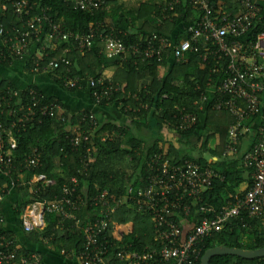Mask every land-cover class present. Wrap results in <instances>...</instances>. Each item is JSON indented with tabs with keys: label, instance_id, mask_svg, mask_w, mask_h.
Instances as JSON below:
<instances>
[{
	"label": "trees",
	"instance_id": "trees-1",
	"mask_svg": "<svg viewBox=\"0 0 264 264\" xmlns=\"http://www.w3.org/2000/svg\"><path fill=\"white\" fill-rule=\"evenodd\" d=\"M33 1L41 7H48L54 20L61 22L67 30L87 33L92 27L96 37L91 51L83 54L77 50L71 51L67 55L68 65L61 66L57 72L50 74V79L63 88L66 76L72 79L82 76L86 80L92 77L112 81L119 91L114 92L110 100L97 101L94 96L95 93L101 94L106 86L88 87L91 100L95 105L111 106L117 110L125 123L103 124L98 118L99 127L95 130L92 141L88 144L82 142L77 147L72 145V127L78 123L79 116L96 114L94 111H83L71 116L64 110L63 116L66 117L67 122H63V116L59 115L37 117L26 126L16 128L14 136L18 140V148L13 153V170L8 178L0 175V187L7 191L12 188L16 194H24L28 197L14 209L19 228L21 217L28 205L34 202H54L61 199L64 196L63 188L65 187L74 188L69 198L81 207L78 216L83 218L84 213L88 211L92 214V208L87 207L91 199L103 191L108 190L113 194L124 196L129 184H132L134 188L144 186L147 162L154 154H165V158L178 164L188 159L201 167L213 165L224 176L223 181H214L199 201L191 203L192 210L189 215L178 213L175 216L182 228V240H185L202 221L204 216L201 213V207L221 211L223 207L247 194L253 180L246 183L244 171L251 173L252 170L244 167L242 163L244 155L237 153L235 158L210 164L204 157V153H209L222 158L228 144V131L233 123V118L227 112H217L206 107L202 119L200 118L192 129L172 132L180 122L179 117L175 118V116H179L181 109L185 107L193 108L194 101L200 94L205 93L209 81L216 80L218 77V74L213 73L216 67L214 56L207 55V59L204 60L205 52L199 50L187 54L183 62L176 63L171 58V51L165 53L163 62H158L157 57L142 62L140 58L132 54L124 60L119 58L110 60L103 53V37L106 39L108 36L121 40L127 47L137 46L153 34L173 37L176 44H179L185 39L184 34L177 35L175 32L180 25L179 15L183 12H187V15L194 14L188 6L190 0H183L173 10L169 6L170 0H160L156 4H142L136 10L125 8V5L120 4V0H107V7L100 10L93 9L92 12L74 10L72 5L64 0ZM239 1L212 0V3L216 10L224 9L236 13ZM261 7L262 13L257 20L251 40H256L259 34L264 33L263 4ZM150 17L156 19L155 21L152 19L155 23L150 24ZM1 19L4 28L11 30L15 19L13 12L9 10ZM157 20L162 22L158 23ZM141 21H144V27L140 26ZM67 47L68 44L58 43L56 52L48 51L50 55L47 59L61 58ZM37 55L31 56L28 61H20L18 58L9 57V53L0 45V93L7 99L10 98L8 94L17 93L12 99L23 103L24 108L31 103L29 96L31 90L40 95L42 91L37 85L27 86L21 91V87L19 88L6 72H15V69L21 68L24 74L38 75L33 71L36 61L40 62V57ZM4 57L7 59H3ZM223 62L227 64V61L223 60ZM45 65L47 62H40L41 67ZM112 65L116 67L117 74L115 77H108L105 70ZM162 69L165 71L164 74ZM141 78H150V82L138 90V86L133 84V81ZM85 89L84 87L68 91L76 93ZM50 102H57L64 108L63 103L54 97L47 96L41 104ZM16 119L8 110L0 117V125L9 127ZM126 123L138 130H149L152 140L148 141L136 135L121 140L129 133ZM85 128L88 126L85 124L81 126V130ZM113 132H117L119 137H114ZM217 135L220 136V145L213 150L209 145ZM174 138L177 139V146L173 144ZM261 138V134L256 136L253 145ZM103 139L105 141H102ZM88 147L93 149V159L89 161V166L86 168ZM35 151L40 153V164L29 173V176L31 178L33 175L44 174L54 182L51 186L42 183L32 184L30 181L24 185L19 177L20 174L26 173V161ZM195 151H200L198 157L193 155ZM56 158L61 160V166L58 168L54 164ZM138 172L140 178L134 181L133 177ZM73 179L77 180V185L73 184ZM2 213L5 218L3 210ZM95 213H99V210ZM45 221L44 230L37 232L42 243L48 241L55 252L61 256H63L62 250L66 251L68 257H72L69 254L71 252L80 254L84 246V238L76 230L73 222L62 221V218L56 214H47ZM112 221L113 224L106 236L114 244L113 246L131 245L133 251L141 254L158 248L155 243L158 232L154 228V220L150 215L141 214L124 204L112 215ZM128 223H132L133 226L131 233L124 234L122 239L116 238L113 226H125ZM118 231L123 232L125 229L119 227ZM1 233L15 240V232L1 228ZM220 246L248 251L264 248V218H246L244 221L237 220L227 224L221 232L214 233L200 245L202 258L208 250ZM210 264H264V258L246 260L236 256H218L214 257Z\"/></svg>",
	"mask_w": 264,
	"mask_h": 264
},
{
	"label": "built area",
	"instance_id": "built-area-1",
	"mask_svg": "<svg viewBox=\"0 0 264 264\" xmlns=\"http://www.w3.org/2000/svg\"><path fill=\"white\" fill-rule=\"evenodd\" d=\"M72 5L74 10L92 12L107 7V0H64ZM183 0H170L173 10ZM264 0H240L236 13L224 9L216 10L212 0H190L188 6L195 14V20L184 30L185 39L179 44L165 35L153 34L137 46L127 47L121 40L113 37H103V53L110 60H124L129 54L137 56L142 62L157 57L163 62L165 53L171 51L172 60L181 63L186 55L202 50L207 55L214 56L216 80L211 79L205 93L200 94L193 103V108H183L180 111L179 126L172 132L192 129L204 115L206 107L217 112H227L233 123L228 131V144L221 159H229L238 153L239 142L248 136V122L255 116L261 118V135L243 156L242 163L246 169L252 170L253 183L247 194L221 211L214 208L201 207L202 221L193 232L182 240V228L176 221L178 213L189 215L192 204L199 201L202 195L210 189L214 181H223V173L215 166L201 167L195 162L185 159L181 163H173L165 154H154L147 162L146 183L142 187H127L124 196L113 194L108 190L93 197L87 205L92 208L91 218H80L81 207L69 197L74 188H63V197L54 202H34L28 205L21 217V226L25 233H37L46 227L47 214H56L62 221H71L76 230L84 238V246L80 254L69 253L81 264H200L202 251L200 245L214 233L234 221L264 218V33L251 40L257 20L262 13L261 3ZM11 10L15 19L11 30H6L1 17ZM158 23L162 20H157ZM95 33L92 27L87 33L67 30L61 22L54 20L48 7H41L33 0H0V45L9 53V57L20 61L29 60L38 54L40 62H47L44 67L36 61L33 71L41 74H54L61 66L68 65L67 55L71 51L82 54L94 47ZM58 43L68 44L67 49L59 59L48 60L50 46L57 50ZM54 51V52H55ZM1 58V56H0ZM3 59H7L4 57ZM227 64L225 65V62ZM65 89H81L84 85L90 88L106 86L101 94L95 93V99L110 100L114 92L119 91L112 81L104 79L87 80L82 76L72 79L64 78ZM12 93L9 99L0 93V117L10 110L16 121L9 127L0 125V175L8 178L13 168L14 151L18 148V140L14 130L24 127L37 117L63 116L64 108L57 102L41 104L47 96L31 90V103L27 108L18 100L14 101ZM70 119V118H69ZM63 122H67L65 116ZM88 128L81 130L82 125ZM99 127L98 116L94 113L79 116V121L72 127V145L79 146L92 141L95 130ZM105 138V137H104ZM7 139V140H6ZM102 141H105L103 139ZM88 162L93 159V149L87 148ZM215 159L214 163H219ZM40 164V153L34 154L26 161V173H30ZM85 168V169H86ZM23 174V173H22ZM21 175V174H20ZM77 185V180H72ZM30 183H42L46 186L54 184L46 175H33ZM0 187V264H43L40 253L20 252L15 240L1 233L5 223L2 206L10 195ZM124 204L141 214H148L154 220V228L158 232L154 250L143 254L133 251L131 245L115 247L106 233L110 230L112 215ZM86 207V206H84ZM99 210V213H95ZM89 212V211H88ZM113 226L114 236L122 239L125 232L118 231ZM49 245L48 241H45ZM61 254L66 256V251Z\"/></svg>",
	"mask_w": 264,
	"mask_h": 264
},
{
	"label": "crops",
	"instance_id": "crops-1",
	"mask_svg": "<svg viewBox=\"0 0 264 264\" xmlns=\"http://www.w3.org/2000/svg\"><path fill=\"white\" fill-rule=\"evenodd\" d=\"M134 1H136L137 4L134 6H131L130 9L136 10L142 4H153V3L156 4V3H159L160 0H151V2H149V0H134ZM119 2L120 4L125 5V8H127L126 4L122 2V0H120ZM261 4H263V7H264V1ZM152 19L154 21L156 20L155 18L150 17L149 18L150 24L155 23ZM194 20H195V14L187 15V12L181 13L179 15L180 25L177 26V30L175 31L177 32L176 34L177 35L183 34L184 30H186V27L189 24L193 23ZM143 23L144 21H141L139 23L140 26L144 27ZM53 49H55V47L50 46L49 51L54 52L55 50ZM20 72L21 73L19 74V77L21 79L19 78L20 80L18 81H16L15 80L16 78L14 79L12 76V74L15 72L8 71L6 73L9 75L8 77H10L11 79H14L12 81L15 82V84H17L19 88L21 87L20 89L21 91L24 90L27 86L37 85V87L46 96L59 99L64 105L65 112H68V114H70L71 116L78 115V113L83 112V111H92V112L94 111L103 124L112 122V123H117L120 125V124L125 123L122 116L119 115L117 110L113 109L111 106L101 107V106L95 105L91 100L90 90L88 89L87 85L83 86V88L84 87L86 88L85 91L73 93L59 86L55 82H53L50 79L49 74L30 76L28 74H24L23 73L24 70L21 68H20ZM164 72H165L164 69H162V74H164ZM105 74L108 77H115L117 74L116 67H114L113 65L108 67L105 70ZM16 76L18 75L16 74ZM149 82H150V78H141L139 80L133 81V84H136L138 86V90H141L143 85L148 84ZM125 83L127 84V82ZM126 125H127L129 133H127L128 135L125 136L124 138H121V140L122 139L125 140L128 138V136H131V135H136L148 141L152 140V136L149 130L147 129L138 130L137 128L133 127L129 123H126ZM247 125H248L250 132L248 133V136L243 138L244 140L239 142V145L237 147L238 153L241 156L244 155L246 152L250 151V148L253 145V141L255 140V137L261 134L260 116H255L252 121L248 122ZM113 136L116 138L119 137L117 132H113ZM219 145H220V136L217 135L216 138L210 142L209 146L211 149L214 150ZM196 154L198 155L196 156ZM193 155L195 157H198L200 155V151H195ZM204 157L207 159L209 164L211 162H214L215 159H219L221 162L222 160H224V159H221V157L213 156L209 153H204ZM235 157L233 156L226 160H230ZM54 164L57 168L60 167L61 166L60 158H56L54 160ZM244 172H245L244 176L246 177V183H247L252 180V174L249 171H244ZM139 175H140L139 172L134 175L133 177L134 181L140 178ZM19 177L24 185L27 184L28 181H32V177L30 178L28 173H23ZM27 198H28L27 195H24V194L19 195V194H16L14 190H11L10 195L8 196L6 202H4L2 206L3 212L6 215L3 229H6L7 231L9 230L11 232H15L16 234L15 244H16V247L20 250V252L28 251L29 253H36V252L40 253L44 259L43 264H81L76 258H72L68 256H61L60 254L55 252V250L53 249L51 245L42 243V241L39 240L37 233L27 234L24 232L22 226L20 228L17 226V220H16V215L14 213V209L19 204L25 202ZM83 218H91V213L89 212L84 213ZM115 227H116L115 228L116 230H119V227L120 228L123 227L125 229L124 231L125 234L127 233L129 234L131 233L133 226H132V223H128L125 226H115Z\"/></svg>",
	"mask_w": 264,
	"mask_h": 264
},
{
	"label": "water",
	"instance_id": "water-1",
	"mask_svg": "<svg viewBox=\"0 0 264 264\" xmlns=\"http://www.w3.org/2000/svg\"><path fill=\"white\" fill-rule=\"evenodd\" d=\"M67 234V233H66ZM218 256H236L246 260H255L264 258V248L259 250H241L237 248H229L225 246L216 247L208 250L201 261V264H210L214 257Z\"/></svg>",
	"mask_w": 264,
	"mask_h": 264
},
{
	"label": "rangeland",
	"instance_id": "rangeland-1",
	"mask_svg": "<svg viewBox=\"0 0 264 264\" xmlns=\"http://www.w3.org/2000/svg\"><path fill=\"white\" fill-rule=\"evenodd\" d=\"M122 2H124L125 4H126V7L128 8V9H130L131 8V6H134V5H136L137 3H136V1H134V0H122ZM149 2H151V0H149ZM153 3V2H152ZM9 72H11V71H9ZM21 72H20V69H15V73H13L12 74V76H13V78L16 80V81H18V80H20L21 78L19 77V74H20ZM16 74L18 75V76H16ZM20 78V79H19ZM173 144L175 145V146H177V139H173ZM198 154H196V156H197Z\"/></svg>",
	"mask_w": 264,
	"mask_h": 264
}]
</instances>
